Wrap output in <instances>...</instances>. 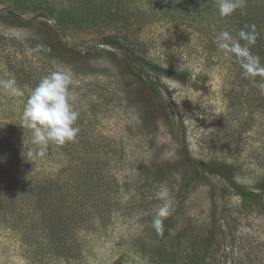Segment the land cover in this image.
<instances>
[{
  "label": "rangeland",
  "instance_id": "rangeland-1",
  "mask_svg": "<svg viewBox=\"0 0 264 264\" xmlns=\"http://www.w3.org/2000/svg\"><path fill=\"white\" fill-rule=\"evenodd\" d=\"M180 1L182 11L177 14L186 27L159 22L132 34L147 43L151 58L159 62L167 58L165 66L179 72L177 78L165 77L158 92L107 55L88 54L104 35L120 28L123 35L137 27L138 18L99 28L70 22L64 32L48 10L15 9L25 19L23 25L9 17L0 21V78L17 76L24 93L14 98L0 92V123L8 121L25 136L20 123L27 97L42 77L56 69L71 73L74 107L80 111L77 139L49 146L36 164L27 161L25 166L20 161L24 140L9 152L19 164V177L24 170L31 177L42 172L53 179L58 172H67L40 204L30 201L26 211L10 215L9 221L0 217V264H160V259L166 260L162 264H188L183 249L187 243L199 244L211 236L216 263L264 264V95L214 42L222 23L233 34L237 27L254 23L259 37L252 51L263 58L264 0H246L241 17L233 14L227 19L206 7H194L195 0ZM51 2L60 10L68 0ZM210 2L202 0V6ZM13 3L17 2L0 0V12ZM59 39L79 54L59 57L57 48L44 44ZM189 159L201 161L202 170ZM215 168L227 170L244 190L258 195L243 196L229 180L214 174ZM73 173L79 178L78 190L67 186V175L72 178ZM161 185L168 189V217L173 220L167 234L166 230L157 234L152 226L163 203L155 195ZM80 198L87 201L83 220L78 221L70 211ZM64 201L54 220L63 227L65 216L85 243L74 262L41 248L55 230V226L44 229L42 219ZM33 214L40 237L27 242L24 237Z\"/></svg>",
  "mask_w": 264,
  "mask_h": 264
},
{
  "label": "trees",
  "instance_id": "trees-1",
  "mask_svg": "<svg viewBox=\"0 0 264 264\" xmlns=\"http://www.w3.org/2000/svg\"><path fill=\"white\" fill-rule=\"evenodd\" d=\"M13 1L17 3L8 5L5 9L6 11L0 12V21H4L5 17H9L15 20L16 23L23 25L25 23V19L20 16L19 12L15 9L33 10L34 12L48 10L55 13L57 18L56 25L63 32L65 31L64 26H67L65 24H69L70 22L72 24H75L76 21L77 23L82 22L81 24L85 22L86 26L99 28L102 26H108V24L116 22L117 20L124 22L125 24L128 23L129 19L138 18L140 24L137 27H134L131 31H127V33L123 35L120 32L121 28L113 34L104 35L102 39L97 42L98 46L96 45L94 49H91L93 51H90L88 54L91 56L107 55L116 61L126 73L156 92L159 91V88H164L162 80L165 77L177 78L179 74L178 71H174L172 68L165 66L166 61H168L167 58L164 59L165 61L162 60L161 62L151 58L149 52L150 47H148L147 43L142 40L139 41L134 39L132 34L134 35V33H136L139 35L145 30L150 29L151 25L159 22L167 23L169 26L174 28H180L181 26L186 27L187 23L180 21L177 14V11H182L180 9L182 4L180 0H68V2L63 3L60 10H58V7L56 8L54 6L51 0ZM207 4L208 6L206 4V6H202V0H195L193 3L194 7H206L208 12H218L216 8V0H211V2ZM240 11H242V9H238L234 13V18L241 17ZM207 14L210 15V13ZM143 20L146 21L142 22ZM224 25L225 24L223 23L220 24V27L218 28L219 30L217 31L219 32L222 29H226ZM190 26L193 25L191 24ZM244 26L245 25L237 27L235 30H239ZM203 30L205 33H209L208 28L205 27ZM56 42L57 43L44 41V44L46 43V45L51 49L52 47L57 48L56 55L59 57L68 56L69 58H73L76 54H79L76 50L67 47L61 39L56 40ZM99 43L102 47H99ZM103 45L108 47H103ZM252 48H254V46ZM262 62H264V57L262 58ZM17 78L18 77L16 76V81ZM17 85L19 84L17 83ZM177 114L179 116V110H177ZM18 131L19 129L8 121H2L0 123V217L5 218L6 221H9L10 215L13 218L15 217L14 214L16 212L26 211L30 201L34 204H40L42 196L50 192L53 183H59L58 177L62 174V172L64 174L67 172V170L64 169V171L62 170V172H58L56 174V178L53 179L52 174L49 176L48 174L45 175L42 172V176L40 177L38 173L31 177L30 172L24 170L25 173L21 171V177H19V164L14 163L13 158L9 155V152L13 151L12 149H17L16 145L19 144V141L25 140V136L20 135ZM19 156L22 163H27V161H29L23 155ZM189 161L193 167L196 168V170L200 169L198 166L204 165L201 161H198V163L191 159H189ZM214 172V174H218L229 180L243 196L254 197L258 195V193L254 190H244L236 183L233 175L227 172V170L226 172H221V168H215ZM75 175L76 174L73 173L72 178L67 175L70 180L69 185L67 186H73L78 190L80 189V187L78 188L79 178L75 179ZM83 178H85V176ZM151 184L155 185L156 180L151 179ZM59 187L63 188L61 186ZM63 194L64 192H62V195ZM79 197H81V195H79ZM86 201V199L84 200L80 198L74 204L75 207L72 208L71 211L70 208L67 207L68 211L73 212V215L78 221L83 220V217H81V211L84 210V203ZM65 203L66 201L62 202L59 207L54 208L51 212H46V215L42 219L43 224L46 223V227L44 229L48 230L49 228H52V226H55V230L52 229L53 232L50 234V237H48V243H42L41 248H44V246L48 247L50 248L49 251L52 253L53 257H65L68 261L74 262V260L79 259L82 256L81 254L83 249H85V243L79 235V230H76L70 224L71 222H68L65 216L62 218L63 227H60V224L56 221V219L54 220L55 215H57L59 209H61ZM33 218L34 214L30 220L31 222L29 226L27 227V229L30 230L28 233H25L24 240L27 242L30 239L33 241H39L40 236L36 234V231L38 230V226H36L38 220ZM71 221H73V218ZM172 222V218H164L163 227L165 228L164 230H166L165 234H167L172 227ZM85 233L86 232L84 230L83 235ZM212 237L213 236L204 241L202 240L199 244L187 243V247H184L183 249L186 250V260H189L188 264H218L215 260V243L214 239L211 240ZM40 242L43 241L40 240ZM171 253L174 254L173 251H171ZM162 256L166 258L165 255ZM157 262L162 264V262H166V260L160 259V261L158 260Z\"/></svg>",
  "mask_w": 264,
  "mask_h": 264
},
{
  "label": "clouds",
  "instance_id": "clouds-1",
  "mask_svg": "<svg viewBox=\"0 0 264 264\" xmlns=\"http://www.w3.org/2000/svg\"><path fill=\"white\" fill-rule=\"evenodd\" d=\"M246 0H216L219 17L227 19L238 9L245 7ZM259 32L256 24H246L233 31L224 29L214 38L217 49L224 56L234 59L242 69V76L249 79L264 95V62L254 54L252 47L257 43ZM257 77L260 78L257 81ZM73 77L68 70H52L42 77L31 90L24 104L20 125L26 130L23 156L36 162L45 156L49 146H63L74 142L80 132L77 125L80 111L74 107L76 96L72 91ZM0 92L11 97H21L23 91L14 78H0ZM95 99V97H93ZM25 135V136H26ZM163 201L156 210L152 226L157 234H163V220L170 215L168 189L161 185L155 193Z\"/></svg>",
  "mask_w": 264,
  "mask_h": 264
}]
</instances>
